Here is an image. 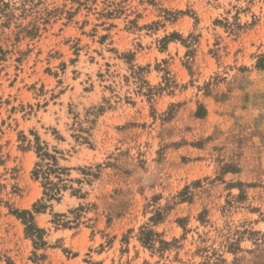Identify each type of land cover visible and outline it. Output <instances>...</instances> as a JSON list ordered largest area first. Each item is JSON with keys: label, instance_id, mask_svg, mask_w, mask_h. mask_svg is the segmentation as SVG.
Here are the masks:
<instances>
[{"label": "rangeland", "instance_id": "1", "mask_svg": "<svg viewBox=\"0 0 264 264\" xmlns=\"http://www.w3.org/2000/svg\"><path fill=\"white\" fill-rule=\"evenodd\" d=\"M0 264H264V0H0Z\"/></svg>", "mask_w": 264, "mask_h": 264}, {"label": "trees", "instance_id": "2", "mask_svg": "<svg viewBox=\"0 0 264 264\" xmlns=\"http://www.w3.org/2000/svg\"><path fill=\"white\" fill-rule=\"evenodd\" d=\"M35 150L38 160L34 165L32 175L35 180L40 181L43 187V197L33 204V211L23 210L15 211V213L24 222L26 232L34 239V243L38 246H43L46 244L43 239L45 231L35 224L34 212L38 213L46 210L48 208L47 201L60 199L62 190L68 187L67 184H63V176L67 168L59 166L57 156L59 152L54 150V153H51L46 145L41 144L39 138H37ZM74 192H78V190L74 189ZM142 236L143 242L149 244L152 241V237L156 236V233L153 230L144 228ZM35 257H38V255L35 254Z\"/></svg>", "mask_w": 264, "mask_h": 264}]
</instances>
